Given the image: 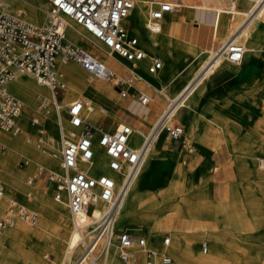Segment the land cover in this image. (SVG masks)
<instances>
[{"label":"bare ground","instance_id":"obj_1","mask_svg":"<svg viewBox=\"0 0 264 264\" xmlns=\"http://www.w3.org/2000/svg\"><path fill=\"white\" fill-rule=\"evenodd\" d=\"M5 1L9 9L12 7L10 5L12 3H18V5H21L20 7L23 6L26 10L27 17L29 14L32 18L29 19L33 22L41 23L45 20L46 7L44 0ZM156 1L159 0H134V7L125 18V23L126 19L130 21V25L127 26L128 32L137 37L142 46L145 47L146 54L156 52L157 49L165 50V52H162V55H159L163 59L162 68L154 74L147 70L146 72L153 74L152 76L161 83L160 91L167 97V104L158 114L152 112L156 106H153V101L150 96L148 105L140 104L138 106V104H132L134 103L133 94L137 90L134 83L137 80L133 76L136 75L140 78V70L137 64L144 67L145 60H125L128 64L125 73H118L107 61L110 58L118 56L109 55L107 51L105 53L103 51V44L99 43L95 37L93 38L90 31L76 25L72 20L66 19V39L72 44L74 43L83 49L85 48L101 64L99 76L96 77L85 68H80L68 62L71 60H66V62L57 61V68L62 74V79L66 82L65 95L68 94V96H71L67 104L73 99H81L78 96L85 97L86 95L88 99L85 100L89 102V106L83 110L85 117L87 110L88 114H91V111L94 109L90 104V100L95 103L104 102L106 105L101 106V110L106 113L112 110L114 115L113 120H111L112 122H123V119L120 118L118 113L130 115L131 118L133 117V120L140 123V126H137L132 121L125 119L131 126L130 144L132 147L138 148L141 146L144 138L152 133L151 131L157 127L159 122V125L167 127L173 126L172 121H174L173 118L176 115V110L182 106H191L198 94L203 90L205 82L212 75L221 72L224 74L225 72H231L239 79L237 89L231 92L228 98L235 105L234 107L232 106L233 108L231 107L233 113H230V116L216 114V117L208 119L206 110L204 109L197 118H194L186 126V130L184 131L188 136L195 138L201 132L199 128L204 127L206 128L204 131L209 132L210 135L206 134L203 138L208 136L223 138L226 148L230 151H235L237 154L235 162L237 163L236 166L240 167V169L237 167L238 169L236 170L240 173H251L254 181L264 182V172L260 171V169L264 168L261 163L264 161V55L260 52L262 49L257 46L258 34L262 30V22L264 21V0H248L251 1L250 4L247 0H242L241 3L244 4L242 7L237 6L231 0H164L177 2L182 5V8L178 12H164L157 20L159 25L158 31H165L163 36L155 34L156 32L148 28L146 24L148 11L150 7L154 6ZM227 13H230L229 19L227 21L222 20V17L226 16ZM191 15L195 19L192 24H197L196 26H202L204 24H207V26L211 25L210 32L208 30L203 31L206 35L209 34L210 41L208 46L199 48L198 44L189 41L193 30H191L192 24L190 25L187 18ZM41 16H44V19L37 21ZM214 25L215 30H213ZM169 38H174L175 44L167 48L166 45L168 44ZM228 40L237 41L243 46V58L239 62H233L226 58L225 51L222 47ZM111 71L113 76L110 78L114 79V84L117 80L123 79L126 82L123 89L129 92L124 95L125 98L121 99L120 102L114 100L113 93L117 91L105 82L107 79L105 73ZM223 73L220 76H224ZM36 81L44 84L38 79ZM36 81L22 75V73H17L6 85L7 90L23 102V109L20 116V132L14 136H9L4 134L0 129V142L6 145V150L0 151V181H7L9 187L16 185V177L18 178L32 173L33 161L43 159V155L38 151V148L44 152L46 151L45 147H41V145L37 144V141H34L38 136V129L42 128L41 126H43L44 138H47L44 143L49 146L47 152L51 154V157L48 160V165L38 164L40 166H38V171H35L34 174L36 176V173H40V170L43 168L59 172L58 146L57 150L52 149L54 147L56 148V143H58L59 138L57 118L61 117L63 119L64 117L62 116V111L57 110L56 99L51 91L48 94ZM170 86L172 91L169 90ZM246 93L250 95L246 96ZM42 100H46V107L41 106ZM259 100L261 102H258ZM258 104L261 106V110H258ZM27 107L33 111V117L37 118V123L29 119L30 113L26 110ZM147 107L151 110H148ZM238 108L242 109V113L241 111L239 113ZM52 113L54 118L52 117ZM63 124L67 125L65 120H63ZM35 125L36 135L34 130ZM118 127L93 130L92 140L97 154L90 165L88 163L82 165V168L89 172L95 174L106 172L114 176L117 187L119 186L120 180L117 178L118 174L107 167V155L99 147L96 139L101 131H114ZM95 133L98 134L96 138H94ZM44 143L43 145L45 146ZM191 150L193 149L191 140H189L185 148L184 157L181 161L173 164V162L166 160L156 161L152 159V147L147 148L142 154L141 161L136 168L137 170L114 205L110 218L106 223L107 225H103L101 230H98L100 227L99 222L102 214L108 207L103 202L97 201L87 211L83 209H79L75 213L68 211L72 226L70 225L68 215L60 207L62 202H57L53 198L55 189L52 182L47 183V187L50 189L49 197L52 198L53 210L38 205V201L43 195L39 193L40 190H38L35 180L31 187L33 193H30V195L32 194V197L27 199L26 202L29 203L28 201H31V206H35L38 213H42L44 218L41 219L42 222L37 228H30V225L23 220H16V222L7 226L5 233L0 234V242L6 243L12 252L7 251L4 254L5 259L15 258L17 255L13 253L14 250L17 252L18 248L21 251L19 253L23 254L24 249L22 243L27 242L31 244V251L26 252V256L30 260L21 261V264H51L40 257L35 250L37 248L44 249L48 247L56 251L57 255L61 257L62 262L59 264H64V260L68 261L72 258V264H91L90 255L92 253L100 258L102 264H121L114 257L117 236L115 229H119L125 225V222L131 216L139 214L138 209L143 208L144 211L142 214H139L138 218L146 223L148 227V231L145 234V240L147 242H152L151 240L156 238L161 230L173 226L176 223H178V227H183L184 225H186V228L188 227L185 232L179 234L178 238L175 239L176 242L172 245L166 246L169 243L165 244L164 237L162 238L161 241L166 246L165 249L169 255L164 251L160 253L148 243V247L153 250L152 259L154 264H164L162 259L163 254L171 257L173 264H239L237 259L228 263L222 256L217 231L207 236L211 243L210 253L205 255L195 254L190 245L194 238L190 234L193 230L191 225L193 223L192 218L196 219L200 215L210 213L209 220H215L218 217L223 218L225 216L226 221L229 222V225L233 229L235 227L252 229V227H257L260 224L256 211L259 208L261 209V207L263 208L264 204L261 205L262 202L254 197H247L244 200L241 193H238L237 187L243 186V188H247L249 186L247 185L248 182L232 181L226 187V191L228 192L226 199L216 200L215 205L207 201H202L196 209L190 204L182 207L181 202L185 198L179 195L192 191L194 189V185L192 184L195 179H192L188 185L185 184V187L179 185L180 181L184 177H187L189 172L203 174L209 169L207 160H203L199 164L196 163V165L186 162ZM15 153L25 156V166L20 171L14 170ZM255 162L259 168L252 166ZM248 166H252L250 171L247 170ZM211 169H218V167L214 164L211 166ZM199 178L203 182L207 180L204 179V176ZM31 182L32 178H29L27 183L31 184ZM205 184L202 183V185L196 186L195 190L197 188L201 191L202 188H206ZM148 190L154 191L155 196L152 202L141 204V198ZM51 193L52 197L50 196ZM8 195L9 191H4L3 197L6 198ZM3 197L0 198V211L3 208ZM22 205L24 206V204ZM205 209L207 210L205 211ZM246 209L252 211L248 216L241 214ZM134 212L136 213L134 214ZM156 217L158 219L154 220ZM48 218L54 223V226L51 228L46 226ZM74 219L81 226L80 229H76ZM89 241L92 242L91 244L94 242L95 244L91 251L86 254L84 253V248L89 244ZM203 245V249L206 247L205 250H207L205 242ZM82 247L83 250L81 251ZM131 250L134 252L136 264H144L142 250L136 245H133ZM262 260L264 263V258Z\"/></svg>","mask_w":264,"mask_h":264},{"label":"built area","instance_id":"obj_2","mask_svg":"<svg viewBox=\"0 0 264 264\" xmlns=\"http://www.w3.org/2000/svg\"><path fill=\"white\" fill-rule=\"evenodd\" d=\"M44 1L47 2L45 20L36 23L27 17L23 7L9 9L6 1L0 0V129L12 134L21 130L23 102L9 92L6 85L17 73L32 74L49 86L55 99L59 91H66V82L57 68V61L71 60L93 76H99L101 64L94 56L85 48L66 39V19L90 31L95 39L104 45L109 55H117L128 61H142L148 57L146 70L150 73L157 72L163 65L158 55L147 56L137 37L128 32L125 18L134 7V0ZM181 7L182 5L174 1H156L147 14L148 28L158 31L157 20L161 15L167 11H178ZM222 49L228 60L239 62L243 58L244 48L237 41L228 40ZM105 76L107 79L112 77V71L105 73ZM133 77L139 79L136 75ZM124 83L123 79H119L114 84L122 96L127 94V90L123 89ZM135 97L142 105H147L150 101L144 91H139ZM41 106H47L46 100H42ZM88 106V101L76 98L63 108L56 99V108L62 111L64 117L57 118L59 172L41 169L40 173H45L48 184L51 182L54 184V200L62 202L69 212L75 213L79 209L87 211L97 201L108 206L99 222L98 230H101L103 225H107L114 205L137 170L142 154L147 148L152 147L159 131L165 129L173 137L181 135V131L178 126L168 128L159 125V122L138 148L130 144L131 126L127 122L122 123L114 131H101L96 141L107 155V167L118 174L117 178L120 179L118 189L114 176L106 172L95 174L82 168L83 164L90 165L97 154L92 140L94 127L83 115L84 108ZM29 119L34 123L38 122L33 114ZM63 120L67 125L63 124ZM37 135V144L42 147L45 141L42 128L38 129ZM261 163L264 166V161ZM3 196L4 190L0 187V198ZM38 218V211L28 210L16 199H8L5 211L0 216V232L16 220H23L34 226ZM74 225L76 229L81 228L76 219ZM168 239V236L163 238L165 244L169 243ZM88 243L84 248L86 254L95 244V242L91 244V241ZM133 245L142 250L144 264H154L153 250L148 247L145 237L133 235L126 229L118 231L116 236V254L121 264H136L134 252L131 250ZM162 259L164 264H173L167 254H163ZM90 261L91 264H102L94 253L90 255Z\"/></svg>","mask_w":264,"mask_h":264},{"label":"rangeland","instance_id":"obj_3","mask_svg":"<svg viewBox=\"0 0 264 264\" xmlns=\"http://www.w3.org/2000/svg\"><path fill=\"white\" fill-rule=\"evenodd\" d=\"M233 1V3H235L237 6L242 7V0H231ZM247 2L250 4L251 1ZM45 7H47V2H45ZM12 7L14 8L16 6H21L18 5V3H12L10 4ZM23 7V6H22ZM24 8V7H23ZM229 15L230 13H227L226 16L222 17V20L227 21L229 19ZM28 18L32 19L29 14H28ZM194 16L191 15L187 18V21L190 23V25L192 24V22L194 21ZM44 19V16L41 18H39L37 21H42ZM130 21L128 19H126V24L127 26L130 25L129 24ZM191 30H193V38L196 37L195 33L197 32V28H196V24H192L191 26ZM155 34H158L160 36H163L165 34V31H156ZM92 37L94 38V36L92 35ZM258 41H257V46L259 48H261L262 50L260 51L262 53V55H264V21L262 22V30L260 31V33L258 34ZM175 39L174 38H169L168 39V44L166 45V47H172V45L174 46L175 44ZM74 44V43H73ZM104 46V45H103ZM199 48H203L204 45H198ZM103 51L106 53V48H103ZM162 52H165V50H156V52H150L153 54H158V55H162ZM108 64H110L113 68L117 69L118 73H122L124 74L126 69L123 65H121V63L118 65V61H115L113 58H110L107 60ZM71 62L75 65H77L78 67L82 68L80 65H78L76 62L73 61H68ZM22 75H25L29 78H32V80L36 81V78L32 75V74H26V73H22ZM37 82V81H36ZM105 82L107 84H109V86L111 85L114 89L116 88L114 85V79L109 78L106 79ZM125 82V81H124ZM37 84L41 87H43L48 94H50V88L49 86H46L44 84H41L39 82H37ZM126 84V82L123 84V86ZM179 84V83H178ZM135 85L138 88H143L142 90H146L148 88V91L146 90L145 92H148L149 94L153 95L154 93H156V91L154 89H152V87L150 85H148L146 82H144V80H139L137 83H135ZM143 86V87H142ZM160 86L161 83L158 82V90L157 93L161 94L162 96H164L161 91H160ZM170 91H172V88L170 86L169 88ZM249 90V89H248ZM139 91L136 90L135 94H137ZM129 93V92H127ZM114 100L116 102H120L121 99L125 98V96H120L118 95L117 92H114ZM133 94V95H135ZM250 95L249 93H246V96ZM62 97V98H61ZM81 99H88L85 95V97L83 96H78ZM135 97V96H134ZM71 96L65 95L64 91H59L56 99H58L59 103L62 105L63 108L67 107V103L69 102L68 99H70ZM136 98V97H135ZM134 98V101L136 100ZM165 98V105L168 102V99L166 96H164ZM250 98V97H248ZM247 98V99H248ZM62 99V101H61ZM136 102V101H135ZM258 102H261L260 100ZM67 104V105H66ZM90 104L91 106H93V111H91V114H88V110L86 111V118L87 121H89L92 125H93V129H98L100 127H103L104 125V129H112L115 128L117 126H120L122 123H126L125 119H127V117H125L122 113H118L120 115V118L123 119L122 123H118V122H112L111 120H113L114 115L112 113V110H109V112H103L101 110V106L106 105L104 102L103 103H95L94 101L90 100ZM261 105V103H260ZM259 104L257 105L258 110H261V106ZM29 113H33V111H31L30 108L27 107L26 109ZM143 111H145V109H143ZM122 114V115H121ZM92 116V117H91ZM52 117H53V113H52ZM173 122V121H172ZM172 125V124H171ZM177 125V124H176ZM175 122H174V126ZM39 126V125H38ZM43 128V126H41ZM168 128H173V126L168 127ZM35 135L37 134L36 132V126H35ZM2 132L4 134H7L9 136H14L17 133H10L7 131L2 130ZM262 132V129H261ZM19 133V132H18ZM98 136L97 133H95L94 138H96ZM35 139V137H34ZM47 140V138H45ZM220 139V141H219ZM36 141V139L34 140ZM212 142V148L213 147H219V142H225L223 140V138H215L214 140L211 141ZM0 144H2V147L0 148V151H4L6 150V145L2 142H0ZM45 144V143H44ZM57 146L59 147V142L56 143V148L54 147L52 150H57ZM34 147H36L34 145ZM43 147H45L46 151H41L38 148V151L40 153H42L43 155V159L37 160V161H33V169L31 170V174H26L22 177H16V185L14 187H9L7 181H0V186L3 188L4 191L8 190L9 191V195L8 197L6 196L3 197L4 201H2L3 203V208L2 211H0V215L5 211V205H6V201L10 198L16 199L17 201L21 202L22 204H24V206L29 209V210H36L37 208L32 207L31 206V201H28L30 203H27V199L32 197V194L30 195V193H33L31 187L33 185V182L37 179V177L41 174V173H36L35 176V171H38V164L42 163L45 165H48V160L51 157V154L47 152V148L49 146H47V144H45V146L43 145ZM37 149V147H36ZM213 153L215 154V162H217V167L218 169H211L208 172V175L204 178L207 179L205 182H203L202 179H198V177H194L193 174L190 175V172L188 174L187 177H184V179H182L180 181V186L181 187H185V184H189V182L193 179H195L194 183L192 185H194V189L192 191H189V193H185V194H180L179 196H181L182 198H185V200H183L181 202L182 207H184L187 204L193 205L194 208L196 209L202 201H207L209 203L212 204H216L215 201L216 200H224L226 199V197L228 196V192L226 191V187L228 185L229 182L235 181V182H248L247 185H249L247 188H243V186H238L237 190L238 193L242 195V198L245 200V198L249 197H254V198H258L260 200L261 205L264 204V182H257L254 181L252 174H248V173H244V172H239L236 169H240V167L236 166L237 163L235 162V157L237 156L235 151H230L228 148L227 149H219V148H215L213 149ZM56 158V157H55ZM24 160H25V156L15 153L14 155V170L15 171H20V169H22L25 164H24ZM257 168H259L256 165V162L253 163ZM1 165V164H0ZM252 166H248L247 170L250 171V169L252 168ZM238 167V168H237ZM44 170L47 168H43ZM1 170V169H0ZM260 171L264 172V168L260 169ZM234 172V173H233ZM212 176V179H211ZM243 176V177H242ZM29 178H32V182L31 184L27 183V180ZM224 178V179H223ZM186 179V180H185ZM186 181V182H185ZM227 181V182H226ZM202 183H204L206 185L207 190H205L206 188H202L201 191H199V189L195 187L196 186H200L202 185ZM186 185V186H187ZM37 187L43 191L40 190L39 193H41L42 198L38 201V205L40 207H47L51 210H53V202H52V198L49 197V190L50 189H46V185L44 183H42L41 185H37ZM47 190V191H46ZM203 190V191H202ZM146 194H143L142 198H141V204L142 203H150L152 202V199L155 196V193H153L154 191H146ZM50 196L52 197V193L50 194ZM223 196V197H222ZM217 197V198H216ZM219 197V198H218ZM221 198V199H220ZM181 200V199H180ZM62 209L64 210V212L66 213V215L69 214L67 207H65V205L62 203L61 206ZM156 210V209H155ZM207 209H205L206 211ZM38 211V210H36ZM144 209H138L139 214L143 213ZM252 211H250L249 209H246V211L241 212L242 215H249L251 214ZM136 212H134L135 214ZM240 213V212H239ZM257 213V218L258 220H260V224L257 227H252V229H244L242 227L240 228H231V225H229V222L226 221V217L224 216L223 218L218 217L215 220H209L210 215L205 213L204 215H200L199 217L192 218V232L190 233L192 236H194V238L192 239L190 245H191V249L193 250V252L195 254H209L210 253V247H211V243H210V239L207 237L209 234H212L214 232L217 231V233L219 234V239H220V247H221V251H222V256L225 258V260L230 263L233 262L234 259H237L239 264H264L262 258H264V206L263 208L261 207V209L259 208V210L256 211ZM139 214L133 215L131 216L130 219H128L125 222V225H123L122 227H120L119 229H115L116 233L120 230H127L128 232H131L132 234L135 235H142L145 237V234L147 233V229L148 227L146 226V223H144L139 217ZM227 216V215H226ZM42 218H44V216L42 215V213L39 214V218H38V222L34 225V226H29L28 224H26L27 226H29L30 228H37L38 225L42 222ZM68 219L70 220V225H72L71 222V217L68 215ZM158 219L157 217L154 218V220ZM47 225L49 228H51L52 226H54L53 221H51L50 218H48L47 220ZM238 224V223H237ZM73 226V225H72ZM190 227V226H189ZM188 228V227H187ZM186 225H184L183 227H178V223L174 224L173 226H169L168 228H165L163 230H161V232L158 234V236L154 239H152V242H148L149 245L156 249L157 251L161 252H166V246L172 245L174 242H176V238H178L179 234L185 232L187 230ZM7 230V228H5L3 231L0 232V234L5 233V231ZM165 236H169V244L168 245H163L162 243V238ZM115 240V238H114ZM113 240V241H114ZM206 243L207 245V250L203 251V243ZM64 243V241H63ZM23 249H24V253L20 254L19 252L20 249H17V252L14 250L13 254H16L17 256H15V258H9L8 260L5 259L4 254L7 253V251H10V247L8 245H6V243H1L0 242V264H21V261H27L29 258L26 256L27 253L31 251V244L27 243V242H23ZM36 252L38 253V255H40V257H42L45 261L50 262L51 264H59L61 263V257L57 255L56 251L52 250L51 248H44V249H35ZM83 250V247L81 248V251ZM167 253V252H166ZM168 254V253H167ZM169 255V254H168ZM140 256V254H139ZM114 257L116 258V260H118L117 255L114 251ZM171 258V257H170ZM141 259V256H140ZM30 260V259H29ZM52 260V261H49ZM73 258L70 260H64V264H72L73 263ZM142 260V259H141ZM4 261V262H3ZM119 263H121L120 260H118ZM3 262V263H2ZM159 262V261H158Z\"/></svg>","mask_w":264,"mask_h":264},{"label":"crops","instance_id":"obj_4","mask_svg":"<svg viewBox=\"0 0 264 264\" xmlns=\"http://www.w3.org/2000/svg\"><path fill=\"white\" fill-rule=\"evenodd\" d=\"M242 5H244V4L242 3ZM180 10H178V11H180ZM178 11H174V12H178ZM215 17H216V14H215ZM194 21H195V19H194ZM196 28H197V32L195 33L196 37L193 38V32H192V35L189 38V41H191V43L194 42L198 45L208 46L209 41H210L209 40V34L206 35L203 31L208 30L210 32L211 25L207 26V24H204L202 26H196ZM213 30H215V25L213 27ZM130 35H133V34L130 33ZM133 36H135V35H133ZM138 42H139V40H138ZM140 45L142 46L141 43H140ZM142 47H143V49L145 48L144 46H142ZM144 51H145V49H144ZM146 55L148 56V55H158V54H153V53L149 52ZM113 59L115 61H118V65L121 63V65H123L125 67V69H127L128 64L124 59H121L118 57H113ZM143 60H145V66L144 67L137 64L139 67V70H140V72H139L140 78L137 79V81H135L134 83H137L139 80H144V82H146L148 85H150L152 87V89H154L156 91V93L151 95L148 92H145L146 90L148 91V88L146 90H144V92L148 96H150V98L152 99L153 106H156V107H154L155 110H153L152 112H154V114L155 113L158 114V112L165 106L166 101H165L164 96L157 93L159 81L156 80L152 76L154 73L150 74V73L146 72V66L149 63L148 57H146ZM162 61H163V59H162ZM222 73L223 72L212 75L211 78L205 82L206 85L204 84L203 90L198 94V96L194 100V103L191 106H182L176 110V115L173 118L174 119L173 126H174V122H175V125L177 124L176 126L180 127L181 135H179L177 137H173L171 135V133L167 132L165 129L160 130L159 131L160 133L158 134V136L154 139V141L152 143V150H153V153L151 155L152 159H154L156 161L166 160L168 162H173V164L176 163L177 161H181L182 158L184 157L183 155L185 153V148L188 144V141L191 140V146H192L193 150H191L189 152V155L187 156L186 162L188 164L196 165V163L199 164L203 160H205V161L207 160L209 169H208V171L204 172L203 174L197 173V172L196 173L190 172V175L193 174V176L198 177V179H199V177H203V176L205 178L208 175V172L211 170V166H213L214 164L215 165L218 164L217 162H215L216 157H215V154L213 153V149H215V148L227 149L225 142H219L218 143L219 147H213L212 148V142L211 141L214 140L215 138L211 137V136L203 138L206 134L207 135L209 134V132L204 131V129H206V128L200 127L199 129L201 132L198 135V137H195V138H193L192 136H188V134L185 133L184 130H186V126L194 118H197L202 113V111L204 109L206 110L208 119H212V117H216V114H220L223 116H230V113H233L232 108L235 105L228 98L230 97L231 92H233L237 89V86L239 84V79L235 74H233L231 72H229V73L225 72V74L223 73L224 76H220V74L222 75ZM135 88L137 89V91H143L142 90L143 88L142 89L138 88L136 85H135ZM115 90L117 91V88H115ZM64 93H65V91H64ZM61 101H62V99H61ZM135 101H133L134 103H132V104H138V106L141 104L140 102H138L137 99ZM147 109L151 110L149 107H147ZM237 110L239 111V113H240V111L242 113V109L238 108ZM30 115H31V113H30ZM123 115L125 117H127L128 121H132L133 124L140 126V123L136 120H133L132 119L133 117L131 118L130 115H127V114H123ZM145 118H147V117H145ZM104 126L100 127L99 129H103ZM36 183H37V185H41L42 183H44L46 185V189L48 190L45 173H41L37 177ZM38 190H41V189L38 188ZM41 191H43V190H41Z\"/></svg>","mask_w":264,"mask_h":264}]
</instances>
